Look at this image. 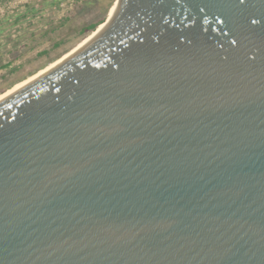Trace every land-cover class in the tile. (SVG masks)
Here are the masks:
<instances>
[{"label": "water", "instance_id": "water-1", "mask_svg": "<svg viewBox=\"0 0 264 264\" xmlns=\"http://www.w3.org/2000/svg\"><path fill=\"white\" fill-rule=\"evenodd\" d=\"M0 99V264H264V0H116Z\"/></svg>", "mask_w": 264, "mask_h": 264}, {"label": "rangeland", "instance_id": "rangeland-1", "mask_svg": "<svg viewBox=\"0 0 264 264\" xmlns=\"http://www.w3.org/2000/svg\"><path fill=\"white\" fill-rule=\"evenodd\" d=\"M77 1L0 0V93L78 46L89 36L80 28L111 16L116 2L80 10Z\"/></svg>", "mask_w": 264, "mask_h": 264}, {"label": "trees", "instance_id": "trees-1", "mask_svg": "<svg viewBox=\"0 0 264 264\" xmlns=\"http://www.w3.org/2000/svg\"><path fill=\"white\" fill-rule=\"evenodd\" d=\"M101 1V0H83L81 3V5L79 6L80 10H84V9H90L92 6H95L98 4V2ZM111 2V4H113L115 2V0H109ZM76 3H79L77 0H76ZM116 4V3H115ZM115 4L114 6L111 8V10L115 7ZM112 6V5H111ZM110 6V7H111ZM107 17H102L100 19H98L97 21L95 22H92V23H89V24H84L80 30H79V33L81 35H84V37L82 38V40H84L88 35H90L91 33H93L97 27H99L102 23H104V21L106 20ZM45 52V51H43ZM42 52V53H43ZM69 52V51H68ZM68 52H65L63 53L62 55H60L59 57H57L56 59L52 60L49 64L53 63L54 61L58 60L59 58H61L64 54L68 53ZM48 66V65H46ZM46 66L42 67L40 70L44 69ZM25 80V79H24ZM24 80H19L18 82L12 84L9 86V88H7L5 91H3L1 94L7 92L8 90H10L11 88H13L14 86H16L17 84L23 82Z\"/></svg>", "mask_w": 264, "mask_h": 264}, {"label": "bare ground", "instance_id": "bare-ground-1", "mask_svg": "<svg viewBox=\"0 0 264 264\" xmlns=\"http://www.w3.org/2000/svg\"><path fill=\"white\" fill-rule=\"evenodd\" d=\"M104 27L103 23L97 27V29L91 33L84 41H82L78 46H76L74 49H72L71 51H69L68 53H66L65 55H63L61 58H59L58 60L54 61L53 63L49 64L48 66H46L44 69L40 70L38 73L28 77L27 79H25L23 82L17 84L16 86H14L13 88H11L10 90H8L7 92L3 93L0 95V99L3 98L4 96H6L7 94H9L10 92H12L13 90H15L16 88H18L19 86H21L22 84L28 82L29 80L35 78L36 76H38L39 74H41L42 72H44L45 70L49 69L50 67L54 66L56 63H58L59 61H61L62 59H64L66 56H68L69 54H71L72 52H74L76 49H78L80 46L84 45L86 42H88L91 38H93L94 36H96V34H98L99 32H101L102 28Z\"/></svg>", "mask_w": 264, "mask_h": 264}]
</instances>
